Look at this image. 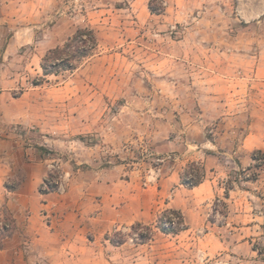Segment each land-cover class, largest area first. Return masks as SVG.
Returning a JSON list of instances; mask_svg holds the SVG:
<instances>
[{
	"label": "rangeland",
	"instance_id": "374dc122",
	"mask_svg": "<svg viewBox=\"0 0 264 264\" xmlns=\"http://www.w3.org/2000/svg\"><path fill=\"white\" fill-rule=\"evenodd\" d=\"M85 27L98 39L93 55L73 71L45 76V53ZM208 55L214 63H238L231 73L240 83L217 85L211 93L220 100L202 99L205 134L226 129L235 148L249 136L250 150H228L205 178L215 177L217 189L235 188L236 214L264 221V0H0V103L8 131L60 154L70 178L78 168L116 167L120 197L136 193L138 220H122L97 237L88 234L74 260L59 259L52 241L38 246V253L51 252L42 264L242 263L233 246L249 233L236 229L247 226L246 218L226 219V199L216 196L197 207L171 189L165 202L176 197L186 203L172 209L148 194L176 161L160 145L159 118L198 109V95L206 91L182 64ZM172 210L183 223L162 230L160 217ZM0 220L9 223L0 230L2 242L12 226L8 216ZM259 225L253 246L264 260V222Z\"/></svg>",
	"mask_w": 264,
	"mask_h": 264
},
{
	"label": "crops",
	"instance_id": "0c3cea01",
	"mask_svg": "<svg viewBox=\"0 0 264 264\" xmlns=\"http://www.w3.org/2000/svg\"><path fill=\"white\" fill-rule=\"evenodd\" d=\"M209 58L208 55L207 59L199 60L192 66L180 63L182 67L194 70L192 73L189 71V77L193 78V83L204 85L206 91L198 95L199 108L192 110L193 113L182 109L177 119H174V115L170 117L159 114L166 118L158 120L163 123L160 145L166 153L173 154L176 161L172 167L163 171L160 187L148 194L160 206L172 209L185 208L186 203L185 199L178 200L176 197L165 202V196L171 189L180 197L186 195L187 202L197 207L216 196L226 199L231 206L226 209V219L231 216L234 219L246 218L244 224L247 226H238L236 229H247L249 233L243 237L242 243L233 246L241 257V264H264L263 251L253 246L256 240L254 236L258 234L256 228L264 221H258L253 213L236 214L238 203L235 199L231 200L230 195L237 193L235 188L231 187L229 190L219 184L220 188L217 189L215 177H204L200 184L192 188L181 183L180 174L186 168L185 164L201 163L206 173L214 174L215 163H220V158H228V150L234 154L250 150L249 136L235 148L227 139L226 129L220 133L212 129L210 137L205 134L207 125L201 117L208 110L201 103L202 99L220 100L222 96L211 93H215L213 89L217 85L240 83V78L231 73L237 71L238 63H214ZM219 104L220 102L216 106ZM220 108L225 109L224 105ZM4 112L0 103V218L8 216L12 227L1 242L0 264H42L51 252L38 253L36 248L48 245L49 241L54 242L50 246H55V251L59 248L55 252L59 259L66 257L74 260L78 257L75 253L85 250L88 234L97 237L98 234L110 231L119 222L138 220L134 213L135 203L132 201L135 190H129L120 197L118 178L114 172L116 167L88 171L78 168L77 173L72 172L73 176L63 194L40 192L48 163L61 155L45 151L43 148L47 145L35 147L12 135L7 127L9 122L6 121L5 114H2ZM154 133L159 136L156 131ZM238 159L241 162L240 157Z\"/></svg>",
	"mask_w": 264,
	"mask_h": 264
},
{
	"label": "trees",
	"instance_id": "16d2710c",
	"mask_svg": "<svg viewBox=\"0 0 264 264\" xmlns=\"http://www.w3.org/2000/svg\"><path fill=\"white\" fill-rule=\"evenodd\" d=\"M149 9L153 11L150 6ZM97 44L98 39L92 29L86 27L78 28L62 45H57L45 53L41 61L43 74L47 76L56 75L61 71H73L79 64L93 55ZM34 84L38 85L39 82ZM204 173L205 171L201 163L191 162L180 174L181 183L188 188L197 186L203 181L205 177ZM160 219L163 220L162 222L160 221L162 230H165L166 225H179V223H183L182 215L175 210L165 211L162 213ZM106 239L112 245L118 244L108 236ZM0 248H2L1 242Z\"/></svg>",
	"mask_w": 264,
	"mask_h": 264
},
{
	"label": "built area",
	"instance_id": "2783aa9c",
	"mask_svg": "<svg viewBox=\"0 0 264 264\" xmlns=\"http://www.w3.org/2000/svg\"><path fill=\"white\" fill-rule=\"evenodd\" d=\"M169 158V156H167ZM158 161L164 160L157 159ZM70 178V172L65 170L62 166V158L57 157L47 165V173L43 184L40 188V192L48 193L55 192L63 194L66 191L67 183ZM9 228V223L0 220V230L5 231ZM5 229V230H4Z\"/></svg>",
	"mask_w": 264,
	"mask_h": 264
}]
</instances>
